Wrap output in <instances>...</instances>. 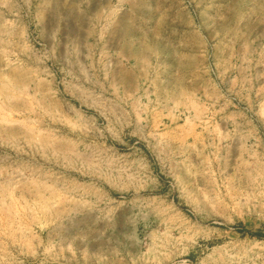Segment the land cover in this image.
<instances>
[{"label": "rangeland", "instance_id": "374dc122", "mask_svg": "<svg viewBox=\"0 0 264 264\" xmlns=\"http://www.w3.org/2000/svg\"><path fill=\"white\" fill-rule=\"evenodd\" d=\"M262 84L264 0H0V264H264Z\"/></svg>", "mask_w": 264, "mask_h": 264}, {"label": "crops", "instance_id": "0c3cea01", "mask_svg": "<svg viewBox=\"0 0 264 264\" xmlns=\"http://www.w3.org/2000/svg\"><path fill=\"white\" fill-rule=\"evenodd\" d=\"M246 99L248 107L250 108V110H254L264 128V85L262 84L257 88L255 94L252 95V98ZM253 133H255L254 130L252 134Z\"/></svg>", "mask_w": 264, "mask_h": 264}, {"label": "trees", "instance_id": "16d2710c", "mask_svg": "<svg viewBox=\"0 0 264 264\" xmlns=\"http://www.w3.org/2000/svg\"><path fill=\"white\" fill-rule=\"evenodd\" d=\"M255 236H258V234H255Z\"/></svg>", "mask_w": 264, "mask_h": 264}]
</instances>
